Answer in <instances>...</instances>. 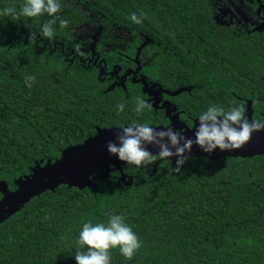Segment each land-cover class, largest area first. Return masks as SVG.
Here are the masks:
<instances>
[{
	"label": "trees",
	"instance_id": "1",
	"mask_svg": "<svg viewBox=\"0 0 264 264\" xmlns=\"http://www.w3.org/2000/svg\"><path fill=\"white\" fill-rule=\"evenodd\" d=\"M57 2L61 9L53 16L0 15V182L9 190L36 165L58 159L97 128L156 127L147 109L135 110L143 96L137 84L128 81L125 91L109 87V79L101 81L100 70L78 55L83 39L74 31L87 20L81 7L133 36L123 53L109 48L100 54L106 71L113 64L123 72L133 67L125 55L134 56L142 31L153 41L145 44L148 64L142 73L170 91L191 88L178 93L175 102L195 122L210 106L243 107L239 97L259 98L253 108L264 112L259 75L264 41L208 33L196 20L204 0ZM23 3L0 0V10L18 13ZM133 14L140 23L133 22ZM61 19L69 22L66 28ZM44 24H51V39L41 35ZM32 32L35 41L29 39ZM96 48L101 51L100 43ZM27 76L35 77L31 88ZM205 82L208 88H196ZM219 96L225 105L218 104ZM153 165L126 164L122 169L132 177L130 186H117L119 173L111 170L106 181L94 180L96 191L60 185L33 197L0 224V264H76V252L87 250L77 243L83 224L107 226L113 214L125 218L141 247L131 260L118 247L110 249L109 264H264V155L215 162L188 158L179 174L171 171L176 163L170 160L155 172Z\"/></svg>",
	"mask_w": 264,
	"mask_h": 264
},
{
	"label": "clouds",
	"instance_id": "2",
	"mask_svg": "<svg viewBox=\"0 0 264 264\" xmlns=\"http://www.w3.org/2000/svg\"><path fill=\"white\" fill-rule=\"evenodd\" d=\"M60 9L61 5L57 0H24L18 13L15 8L9 7L0 10V15L12 16L13 19L20 16L33 18L44 13L53 16ZM131 18L133 22L140 23L135 14ZM68 23L67 20L61 19L60 27L66 28ZM41 35L48 39L53 37L51 24L43 25ZM29 39L35 41L37 33L32 32ZM34 80V76L25 77V83L29 88L32 87L31 81ZM146 107L150 105L138 98L136 112L140 113ZM117 109L122 112L124 105H118ZM182 131L172 127L157 130L147 124L133 123L117 131L116 141H109L107 150L120 161L137 167L153 164L155 156L161 159L176 157V167L171 171L179 174L188 159L185 153H190L194 144L209 154L217 148L229 152L241 149L249 142L254 132L264 131V121L250 122L245 118L242 106H234L227 111L222 107L210 106L199 116L194 140L186 138L182 135ZM147 145L156 146L159 149L158 153L153 154L148 151ZM124 219L121 215L113 214L110 215L107 226L103 223L95 225L84 223L77 243L80 248L86 247L87 250L76 252V264H109V250L117 247L121 255L131 260L141 247V242L133 230L125 224Z\"/></svg>",
	"mask_w": 264,
	"mask_h": 264
},
{
	"label": "water",
	"instance_id": "3",
	"mask_svg": "<svg viewBox=\"0 0 264 264\" xmlns=\"http://www.w3.org/2000/svg\"><path fill=\"white\" fill-rule=\"evenodd\" d=\"M184 90H188V88L178 89L175 94ZM244 116L250 122L252 121L249 108L244 111ZM196 122L191 129L185 127L184 131H186V134L184 136L186 138L195 139L194 133L196 127H198ZM124 127L127 126L108 129L97 128V133L94 136L87 138L81 144L67 147L61 152L58 159L53 162L47 161L44 166L36 165L29 175L15 181V189L12 191L8 189L4 181H1L0 224L15 214L22 205L33 197L39 196L46 191H54L60 185H65L69 188L75 187L79 190L90 187L93 191H96L94 180L98 178L100 181H106L111 170L119 173L117 186H120V183L124 186H130L132 177L124 174L122 169L126 163L120 161L116 156L110 155L107 150L108 142H115L117 131ZM167 127L153 128L160 130ZM176 127L175 130L179 131V127ZM146 147L153 154H157L159 151L154 145H147ZM185 155L188 158H205L213 162L227 157L245 159L264 155V131L254 132L249 142L241 149L229 152L221 151L217 148L209 154L203 152L198 145L194 144L191 152H186ZM176 159V157H171L170 159L165 158L162 160H170L176 163ZM162 160L155 163L153 169Z\"/></svg>",
	"mask_w": 264,
	"mask_h": 264
},
{
	"label": "flooded vegetation",
	"instance_id": "4",
	"mask_svg": "<svg viewBox=\"0 0 264 264\" xmlns=\"http://www.w3.org/2000/svg\"><path fill=\"white\" fill-rule=\"evenodd\" d=\"M215 1L217 2L219 0H204L203 6L200 8L199 11L196 12V18H198L196 20L199 22L200 25L205 24L207 26L208 31H209L208 33L218 31L219 35H223L222 33H220L221 28L218 26V24H216V22L214 20H212V15L216 12L215 10L217 8ZM224 1L225 2L228 1L227 5H230L231 9L234 6H236V7L239 6L241 8L242 14L245 15V13H246L252 19V21L256 23L255 25L250 26L251 28L248 31L242 32L236 38H239L244 34L246 39L257 38L260 41H264V38H263L264 26L261 29H259L260 26L262 24H264V19H262L264 14L261 13V11L259 9V6L264 5V0H220V2H224ZM244 4H245V6H243ZM246 9H250V12H247ZM251 14H253V16ZM261 20H263V21H261ZM126 30H128V29H126ZM129 34H131V33L129 32ZM144 34L145 33L142 31L139 32V35H138L139 41H137L138 45H136V46L142 45V42L147 38V36ZM146 45H143L141 47V51L138 54V62L140 65V69L136 73L135 79L132 78V74H128V73L129 72L134 73L136 70L135 68L137 67V65H136V62L135 63L133 62V60H134L133 57L136 54L137 47H135V49H134V56L132 58H128L125 56L127 59V63L132 64L133 67L128 66L124 72L122 71L121 66L117 65V64H113V66L111 67V70L106 71L105 67H102V64H105L106 62L104 59H102V58L100 59V53H102L101 51L97 52L99 55L98 59L100 60L101 64H98L97 62H95V64H93V62H90V64H92L93 66L97 67L98 70H100L99 73L102 76L101 81H103L104 79L105 80L109 79V81H110L109 87H112V88L120 87V89H123L125 91L126 90V83L128 81L130 83L137 84L140 92L143 95L140 99L144 100L147 105H150V107H146L145 109H147L148 112L150 113V115L153 117V121L156 122V127H167V126H169L170 123H172L171 120H172V117L174 116V117H176V120L179 121L183 125L184 128L185 127L191 128L193 126V124L195 125L196 117H191V115L189 113H186L184 110H182L180 105H178V103L175 102L176 97L178 96L177 94H175V92L177 90L170 91V90L166 89L164 87V85H162L161 83H159L157 81L149 80L147 78V76L142 73V68L148 64L147 63V57H146L147 51L145 52V46ZM157 45H160V43H158ZM107 51H108V49H107ZM263 61H264V58L259 57V64L260 65H263ZM86 62L88 63V61H86ZM127 74H128V76L125 77ZM259 75H262V77H264V68L259 72ZM120 77H125L124 85H122L121 82L116 83ZM203 79L206 80L207 78L203 77ZM208 87H209V83L205 82L202 85H198V87H196V88H208ZM181 88H183V87H180L179 89H181ZM189 90H191V88H188V90H186V91L190 92ZM192 96L195 98L194 93ZM239 99L242 100V102H243L242 105H243L244 111L246 110V108H249L251 110V119L252 120H261V121L264 120V112L260 111V110H258L256 112L255 109L253 108V103L256 99H257L256 101L261 102L259 98H254V97L240 98L239 97ZM206 102L207 101L199 103V106L202 104L206 105ZM218 104L225 105L223 98L220 96H219V103ZM196 123H198V121ZM159 160H162V159L158 157L156 159V161L154 162V164L157 163ZM163 161H165V160H162L161 162H163ZM151 165H153V164H151Z\"/></svg>",
	"mask_w": 264,
	"mask_h": 264
},
{
	"label": "rangeland",
	"instance_id": "5",
	"mask_svg": "<svg viewBox=\"0 0 264 264\" xmlns=\"http://www.w3.org/2000/svg\"><path fill=\"white\" fill-rule=\"evenodd\" d=\"M227 4L228 1H217V8L215 10L216 12L212 15V20H214L221 28L220 33L223 35L228 33L229 36L236 38L242 32L248 31L251 28L250 26L256 24L246 13L245 15L242 14L241 8L239 6H234L231 9V6ZM243 6H245V4ZM259 9L261 13L264 14V5L259 6ZM80 10L86 15L87 20L85 23L80 24V26L76 28L74 31V36L83 39L82 42L79 43L78 47V55L82 58V60L88 61V63L93 62V64H95V62H97L98 64H101L100 60L98 59V51H96L97 43H100L102 47L101 52L104 53L107 52V49L109 48H115L117 51L124 52L133 44V36L129 34L128 30L118 26L115 23L109 22L101 14H97L96 16L91 14L85 7H81ZM246 11L250 12V9H246ZM251 15L253 16V14ZM262 19H264V15ZM263 26L264 24H262L259 29H261ZM151 42L152 41L147 36V38L142 42V45L133 47L134 49L137 47L136 54L133 57V62H136L137 67L135 68L136 70L134 73L129 72L128 74H132V78L134 79L136 78V73L140 69L138 54L141 51V47ZM125 56L132 58L128 55ZM128 74L125 77H127ZM125 77H120L116 83L121 82V84L124 85ZM171 121L172 123H170L169 127L176 129V126H178L179 131L183 130L182 135L186 134V131H184L186 128H184L183 125L176 120V117L173 116ZM152 172H155V169H153Z\"/></svg>",
	"mask_w": 264,
	"mask_h": 264
}]
</instances>
